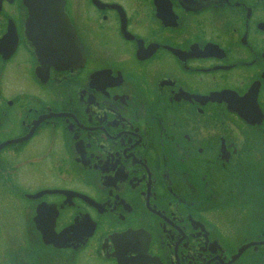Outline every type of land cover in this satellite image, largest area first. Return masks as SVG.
Instances as JSON below:
<instances>
[{
	"label": "flooded vegetation",
	"instance_id": "af4514ba",
	"mask_svg": "<svg viewBox=\"0 0 264 264\" xmlns=\"http://www.w3.org/2000/svg\"><path fill=\"white\" fill-rule=\"evenodd\" d=\"M62 10L0 0V264H264V0Z\"/></svg>",
	"mask_w": 264,
	"mask_h": 264
},
{
	"label": "water",
	"instance_id": "95a60500",
	"mask_svg": "<svg viewBox=\"0 0 264 264\" xmlns=\"http://www.w3.org/2000/svg\"><path fill=\"white\" fill-rule=\"evenodd\" d=\"M23 2L27 5L29 11L27 24L33 23L34 21L38 22L36 20V15L38 14V11L42 12L43 8L49 9L51 13L57 16V18H61V22L64 19V13L62 11L63 0H23ZM56 22L57 24L59 23L57 20ZM39 23L41 26L44 24V27L35 29V31L32 30L33 34L28 32V38L31 40L40 61H42L43 58L46 59L49 57V62L54 65H63L64 62L65 64L73 63L78 56L76 46L77 40L66 17L65 33L60 38L52 35L49 37L42 36L40 32H43L46 25L43 21H40ZM51 23L53 22L51 21ZM28 31H30V29ZM58 41H61V44L60 42L58 43ZM44 47H48L50 52L46 51Z\"/></svg>",
	"mask_w": 264,
	"mask_h": 264
}]
</instances>
